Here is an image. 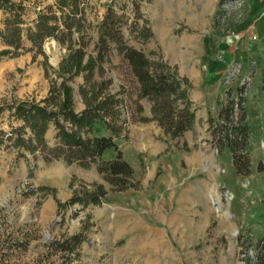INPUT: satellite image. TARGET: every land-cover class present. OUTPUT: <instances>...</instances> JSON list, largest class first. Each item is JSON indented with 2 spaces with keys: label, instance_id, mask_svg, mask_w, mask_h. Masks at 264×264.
Returning <instances> with one entry per match:
<instances>
[{
  "label": "rangeland",
  "instance_id": "obj_1",
  "mask_svg": "<svg viewBox=\"0 0 264 264\" xmlns=\"http://www.w3.org/2000/svg\"><path fill=\"white\" fill-rule=\"evenodd\" d=\"M53 2L24 0L25 25L33 24L37 10ZM135 2L149 20L152 35L148 39L130 33L134 0H89L87 17L92 28L85 49L95 55V24L112 3L127 18L122 26L127 42L161 55L188 78L190 87L202 85L206 78L205 44L216 43L220 33L228 32L242 18L246 5L245 0L227 4L218 0ZM2 16L0 11V26ZM253 40L249 58L224 63L222 79L212 86L214 95L208 102L216 115L217 105L225 100V75L231 64H239L234 81L245 75L249 78L245 106L251 127L247 144L251 166L247 174L236 172L227 147L219 150L210 142L205 119L177 138L165 134L155 120L130 121L128 139L121 148L137 183L121 190L110 188L94 164L83 167L62 159L46 162L29 152L28 158H16L15 150L1 149L0 264L63 263V253L52 251L48 243L79 231L84 240L68 264H243L241 240L264 235V169L258 167L264 161V35ZM236 46L237 41L225 50ZM67 52V44L54 37L38 46L24 35L18 48L0 53V103L45 96L54 82L68 76L58 70ZM223 53L217 52L219 58ZM101 65V73L95 68L94 77L110 78L111 89H118L124 81L121 56L112 49ZM67 81L74 88L79 110L84 106L78 91L83 73ZM142 101L141 114L149 116L146 100ZM8 114V108L0 113V128L9 129L10 121L18 122ZM54 132V126L46 132L49 143ZM112 154L109 149L105 156ZM93 181L107 188L99 203L64 204L76 187ZM21 240L24 246L17 245Z\"/></svg>",
  "mask_w": 264,
  "mask_h": 264
},
{
  "label": "trees",
  "instance_id": "obj_2",
  "mask_svg": "<svg viewBox=\"0 0 264 264\" xmlns=\"http://www.w3.org/2000/svg\"><path fill=\"white\" fill-rule=\"evenodd\" d=\"M231 1L236 0H218V3ZM134 3L130 33L134 38L146 40L152 35V29L139 4L135 0ZM88 7L89 0H54L37 10L33 24L25 25L24 0H0L3 15L0 42L5 45L0 53L10 51L11 47L18 48L24 35L38 46L46 38L54 37L68 48L58 69L61 75L68 73V76L54 82L45 96L39 100L0 103V113L8 108L9 117L18 121H10L9 129L0 128V150H15L16 158H28L29 152L34 159L42 158L46 162L62 159L83 167L94 164L110 188L121 190L137 183L134 168L121 148V143L128 139L129 122L155 120L165 134L177 138L192 128L196 106L189 96L190 82L186 76L180 75L175 66L155 51L146 52L127 42L122 29L127 18L112 3L95 24V55L88 53L85 48L92 28L87 17ZM112 49L121 56L124 69V81L116 90L111 89L110 78L94 77L95 68L101 73V62ZM81 72L84 81L78 91L84 106L77 110L74 88L67 79ZM234 79L229 76L225 81V100L216 115H207L206 129L211 135L210 142L219 150L224 147L230 150L236 172L247 174L251 166L247 150L251 127L245 106L249 78L245 75L236 82ZM143 98L150 102L149 116L141 114ZM50 126L55 128L52 143L46 137ZM109 149L113 154L105 156ZM258 167L264 169L263 160L258 162ZM106 192L102 182L84 183L73 190L64 204L77 202L83 207L96 204ZM83 240L82 231L52 239L48 248L65 256L63 263L54 264H68L74 258L71 253H78L77 247ZM25 243L21 240L17 245ZM240 249L243 264H264V235L242 239Z\"/></svg>",
  "mask_w": 264,
  "mask_h": 264
},
{
  "label": "crops",
  "instance_id": "obj_3",
  "mask_svg": "<svg viewBox=\"0 0 264 264\" xmlns=\"http://www.w3.org/2000/svg\"><path fill=\"white\" fill-rule=\"evenodd\" d=\"M245 12L241 19L233 22L228 29V32L220 33L218 41L216 43L208 42L206 46V78L198 85V83L192 85L189 89V96L196 106L195 121L193 127L196 128V124L199 121L206 120L209 113L213 114L211 99L213 97V85L222 79V68L226 61L240 60L243 61L249 58L253 51L249 48L254 42L250 41L248 36L249 31H255L259 36L264 35V0H245ZM231 39L230 41H227ZM234 40L237 41L239 46H236L235 50L226 51L230 45L234 46ZM257 41V40H255ZM263 42L257 45L258 48L262 47ZM224 51L222 58H219L217 52ZM209 52V53H208ZM213 94V95H212ZM145 99V98H144ZM146 100V99H145ZM143 102V101H142ZM223 102H221L222 104ZM210 106V107H209ZM217 105L216 110H218ZM146 114L150 115V102L146 100ZM190 128V129H192ZM206 129V126H204Z\"/></svg>",
  "mask_w": 264,
  "mask_h": 264
},
{
  "label": "built area",
  "instance_id": "obj_4",
  "mask_svg": "<svg viewBox=\"0 0 264 264\" xmlns=\"http://www.w3.org/2000/svg\"><path fill=\"white\" fill-rule=\"evenodd\" d=\"M241 0H236V2H239ZM248 36L251 39H256L258 37V34L255 31H249L248 32ZM240 72V65L237 63H233L230 65V71L227 72V74L225 75V81L227 80V78L229 76H235L236 74H238Z\"/></svg>",
  "mask_w": 264,
  "mask_h": 264
},
{
  "label": "bare ground",
  "instance_id": "obj_5",
  "mask_svg": "<svg viewBox=\"0 0 264 264\" xmlns=\"http://www.w3.org/2000/svg\"><path fill=\"white\" fill-rule=\"evenodd\" d=\"M213 197V196H212ZM214 200H216L215 198H214Z\"/></svg>",
  "mask_w": 264,
  "mask_h": 264
}]
</instances>
